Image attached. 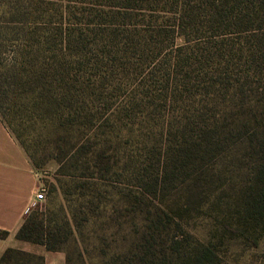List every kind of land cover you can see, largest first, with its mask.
<instances>
[{"label":"trees","instance_id":"trees-1","mask_svg":"<svg viewBox=\"0 0 264 264\" xmlns=\"http://www.w3.org/2000/svg\"><path fill=\"white\" fill-rule=\"evenodd\" d=\"M244 106L252 135L245 141L242 126L236 144L257 156L252 192L224 229L255 244L264 234V0H0V119L33 168L50 158L73 184L122 179L155 196L222 158L224 118ZM66 215L26 214L14 237L58 251ZM190 251L189 264H214L207 244ZM0 264L44 259L6 248Z\"/></svg>","mask_w":264,"mask_h":264},{"label":"rangeland","instance_id":"rangeland-1","mask_svg":"<svg viewBox=\"0 0 264 264\" xmlns=\"http://www.w3.org/2000/svg\"><path fill=\"white\" fill-rule=\"evenodd\" d=\"M248 111L235 107L224 118L231 131H225L229 150L221 159L207 161L196 178L155 196L122 179L73 184L57 176V163L50 158L34 167L44 201L31 206L27 215L63 208L69 220L70 232L60 225L59 250L47 251L52 253L49 264H66L67 256L69 264H189L196 242L216 254L214 264H264V234L256 233L254 244L224 229L225 223L236 226L235 212L252 192L257 156L247 144H236L242 126L245 141L252 135Z\"/></svg>","mask_w":264,"mask_h":264},{"label":"crops","instance_id":"crops-1","mask_svg":"<svg viewBox=\"0 0 264 264\" xmlns=\"http://www.w3.org/2000/svg\"><path fill=\"white\" fill-rule=\"evenodd\" d=\"M38 187L30 160L0 119V232H7L0 239V256L6 248H15L41 255L44 264L51 262L52 253L43 247L34 248L14 238Z\"/></svg>","mask_w":264,"mask_h":264},{"label":"built area","instance_id":"built-area-1","mask_svg":"<svg viewBox=\"0 0 264 264\" xmlns=\"http://www.w3.org/2000/svg\"><path fill=\"white\" fill-rule=\"evenodd\" d=\"M39 189L40 188H37L36 192L34 193V197H33V200H32V202L30 204V207L35 205V204H38V203H41V202L44 201V192H43L42 189H40V190ZM29 209L30 208H28L26 210V214L28 213Z\"/></svg>","mask_w":264,"mask_h":264}]
</instances>
